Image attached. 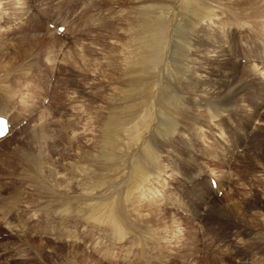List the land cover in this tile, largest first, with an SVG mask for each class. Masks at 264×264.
I'll return each mask as SVG.
<instances>
[{
    "label": "rangeland",
    "instance_id": "374dc122",
    "mask_svg": "<svg viewBox=\"0 0 264 264\" xmlns=\"http://www.w3.org/2000/svg\"><path fill=\"white\" fill-rule=\"evenodd\" d=\"M5 1L0 0V80H3V84L12 86L15 107L21 103L24 104V108L28 112L26 115H29L26 116V122L23 121L16 127L17 133L14 132L10 138L8 137L5 140L6 142L4 141L3 145H0V159L7 157L11 166L14 167L13 172L10 170L11 174L6 171V164L3 163L4 168H0V195L3 193L2 187L5 184H7V187L13 186L7 180L21 182L18 178L24 165L41 166L40 164H44L48 167L45 169L48 171L49 176V191H44L45 189L39 186L35 191H30L31 184L25 183L24 189L19 191L21 198L26 201L27 207L42 204L45 207V205H48V200L54 206L56 201L61 200L66 204L63 215L71 219V222L67 223H72L75 220L77 227L73 230H59L56 232V236H35V232L31 233L29 231L27 234L24 233L27 237L26 242L23 241V235L11 237L1 233L0 230V241L6 242L0 244V264H131L128 263V258L123 260L108 256L104 259L103 255L96 251V248L101 246L102 249L104 246L115 247L129 257L133 263L137 264H144L147 261L148 264H263L262 251H264V248L261 251L260 247L262 248L264 245V104L260 106V101H264V74H262L264 65L261 60L241 63L233 58L234 54L230 56L231 50L227 45L233 41V46L236 49L240 48L239 41L251 43L252 41L249 38L258 40L257 31L260 28L264 31V0H257L259 3L246 0L245 2L244 0L229 2L216 0L218 3L211 5L212 15L203 19L196 18L188 13L184 15L185 9L178 8L183 5L184 0H90L89 4L92 6L89 7V4L84 6V13H81L82 10L79 8L76 18L78 14L88 17L91 12L97 10L99 14L96 25L93 22V27L90 25L82 30L81 25L72 14L71 17L75 21L77 35L69 39L64 38V40L54 39L51 35L53 31L46 27L45 16L72 0H34L33 4L29 0ZM144 1L151 5L157 4L161 8V16L164 17L167 24L169 23L168 32L170 34H168L166 40V48L168 58L173 59L171 62L181 61V67L184 70L187 68V71L189 68H211V70L205 78H202L206 81L201 80L204 82L203 84H206L205 88L208 86L207 89L199 92L200 98H196L194 93L192 96L181 93L174 85L176 78H180V81L185 82L184 70L170 69L174 68L173 64L165 62L164 68L168 70L166 69L167 71L162 78L154 81V91L157 92V86L163 83L167 87L168 93L174 97H180L182 99L180 103L187 111L189 120L175 117L176 121H181V127L176 126L177 131L175 130L172 134H160L161 136H158L154 132L153 123L155 118L153 115L150 119L152 122L149 121L148 129L144 132L139 130V137L141 136L143 141L145 139L150 140V144H154L159 160H157V166L154 167H149L146 160H144V163L142 161L145 168L149 170L145 176L146 179L138 182V187L131 188L128 187L126 180L129 181L131 173L128 162H133L134 157H137V154L141 152L143 141L131 144V139H127L124 132L122 137L125 136V139H123L122 144L131 146V150L127 151L130 155L126 151V153L118 151L116 155L120 158L115 163L114 158L107 159L104 156L107 153V146L104 144V131H106V123L109 118L115 112L120 111V106L126 99L122 96H124L126 87L130 84H128L130 78H132L127 75L128 60L126 59L130 58L129 51L131 50L129 49L133 48L135 32L133 33V28V30L128 28L131 34L129 33L124 21L126 16L123 15L134 18L136 11L140 9L139 7L142 6ZM246 2L249 3L245 4ZM115 3L118 5H115ZM258 4H261V6L258 7ZM228 10H232L237 16L245 15V17L237 19L236 22L230 21ZM245 13L251 14L247 20H245ZM195 34L196 37H194ZM180 35L188 36L187 41L186 39L185 41L189 43L188 49H190V52L187 49L188 51L183 55L184 58L175 59L172 50L175 48L174 44L177 45L181 42ZM202 36L209 38L204 44L201 43ZM242 45L248 47L245 43ZM260 54L264 55V52H260ZM176 56L178 55L176 54ZM248 57L247 54L243 59H251ZM23 68H35V71H42V78H45L46 74H50V84L41 83L43 88L40 92L41 98L36 90L37 85L16 81L20 74L22 75L20 71ZM195 75L198 76V72ZM216 75L219 76L218 79V76L215 77ZM211 78L215 79L214 84L207 81ZM245 78L247 79L245 80ZM46 83L48 82L46 81ZM212 84L213 87H210ZM48 86L52 87L50 96ZM188 87L189 91L198 92V90L192 89L193 85ZM113 90L115 91L112 92ZM246 91H250L251 94H247ZM224 93L227 95H224ZM221 95L223 96L220 97ZM44 97L49 98L45 104L43 102ZM224 97H230L234 101L227 105L231 106L229 108H234L246 116L255 112L254 107L256 106L258 117H256V120L255 118L249 120L251 124L259 125L260 130L256 128L260 136L248 143L255 136L250 137L247 143L239 149L240 152H237L230 163L228 162L225 166L217 163V161L207 160L209 158L200 156L197 161L199 165L207 170L212 168L216 171L212 172L216 176H220L222 172L224 173L223 179H220L223 182L222 190L220 196L212 195L211 199L206 200L199 195L200 191L196 189L197 196L191 197V188L185 189L187 185L182 181L183 177L178 167H182V152L188 148V144L185 145V142L180 143V140L184 141L181 134L185 135L184 139L191 138L187 135L190 130H182V128L186 129L185 125L187 123L193 125L196 120L194 116L199 117L205 126H209V119L206 116L209 104L221 103L225 99ZM203 99L208 103L207 106L203 107L204 102H201ZM234 103L235 105H233ZM20 113L24 112L20 111ZM220 113L225 114L224 111ZM155 117L157 118L158 114ZM202 129L204 130L202 138L205 141L212 142V139L207 138L206 128L203 126ZM210 130L212 129L210 128ZM176 133L179 134L177 138ZM230 134L232 135V132ZM156 137L159 138L160 142L157 141ZM221 137L230 145L229 139L227 140L222 135ZM78 147L79 149H77ZM13 149L16 151H13ZM10 152L12 155L8 154ZM243 152L245 154L249 152L247 153L248 156L242 155L241 158ZM184 154H187V152ZM166 158L169 161H166ZM172 163H176L173 170H171ZM105 164L106 166H104ZM122 170L126 171L123 172ZM227 170L229 173H227ZM185 172H188V168H185ZM159 173L168 183L175 187L176 185L182 187L180 188V198L183 199V202L181 201L179 209L172 208L169 205L170 202L165 203L161 199L163 195L159 189L156 190V187L151 188L155 181L160 182L158 178H155V175H159ZM119 174L121 175L119 176ZM115 176H119V179ZM90 181L91 183H89ZM126 182L127 184H125ZM142 182L143 184H141ZM201 185L203 187L202 183ZM172 188L173 186L170 185L166 187L169 198L176 196ZM127 189L131 190L127 191ZM83 192L86 194L84 195ZM121 195L124 196L122 205L127 220L126 225L123 226L122 234L112 231L104 224H94L89 219L88 214L81 211L88 205L89 199L91 201L92 198H97L99 203L113 202ZM72 196L74 197L72 198ZM79 197L81 198L79 199ZM3 200H6L5 205L9 207H15L16 205L22 207L25 205L24 201L20 200L19 202L16 194H10ZM152 200L156 201L153 205L147 204ZM132 205H135V207L130 210L129 207ZM197 209L199 214L196 215V212L193 211ZM10 210L12 208L2 209L5 212ZM133 211L135 214H133ZM13 212L18 218L19 213L17 211L12 210L8 213L14 214ZM157 221H160V223ZM9 222L14 225L18 221ZM22 223L28 222L23 221ZM78 225L82 227L78 229ZM132 225L134 226L132 227ZM58 234H62L63 238L58 239ZM155 234H158L161 238V244L158 248L161 251V254L159 253L160 259H163V261H158L157 254L152 252V249L156 246ZM67 239L70 241H66ZM21 245L27 247L25 250L30 248L32 253L29 254L30 257L26 255L28 259H26L25 252H21ZM21 253L24 255H21ZM19 255L24 256L22 258L24 260L21 257L19 258Z\"/></svg>",
    "mask_w": 264,
    "mask_h": 264
},
{
    "label": "bare ground",
    "instance_id": "6f19581e",
    "mask_svg": "<svg viewBox=\"0 0 264 264\" xmlns=\"http://www.w3.org/2000/svg\"><path fill=\"white\" fill-rule=\"evenodd\" d=\"M7 1V0H6ZM5 1V2H6ZM28 1V0H27ZM227 2L232 1V0H226ZM246 1H253L256 3H259V1L257 0H246ZM103 2V1H102ZM129 2V1H128ZM139 2V1H138ZM245 2V0H244ZM145 3V5H144ZM144 3L142 4L141 7H139L140 9H138L135 13V17L131 18L127 17V15H123L126 16L125 18V23L128 28H131V30H133V33L135 32L134 36H133V40H134V45L132 46L133 48L129 49L131 51H129L130 53V58L126 59L128 60L127 62V75L132 77L130 78V82H128V87H126L124 96L122 97H126L125 101H123L122 105L120 106V111L115 112L107 121L106 123V131H104V144L105 146H107V153L106 155H104L107 159H113L115 163L118 161V159L120 158V156L116 155V153L119 152H127L129 150H131V146L130 145H125L122 144L123 139H125V136L122 137V134L125 132L126 134V138L127 139H131V144L133 143H138L139 141H141L143 138L140 136L139 137V130L140 131H145L146 129H148L149 126V121L152 122L151 116H153L155 118L154 120V132L155 134H157L159 136V133H162L159 130V126H163L164 128H166L167 131H171V129L173 128V130L177 131L176 126L181 127V121L179 122L175 120V117H179L182 118L183 120H189L188 119V114L187 111L182 107V103H180L182 101V99L180 97H174L173 95H171L170 93H168V89L167 87L161 83L160 85H158V89L157 92L154 91V87L155 84L154 81H156V79L162 78V76L166 73V71L168 70L167 68H164L165 66V62L169 63V64H173L174 68H170V69H174L177 71L182 69L184 70V68H182L181 66V61L178 62H171V60H173L172 58H168L169 55L167 56L168 52H167V48H166V40L168 39V34H170L168 32L169 28H168V24L166 22V20L164 19V17L161 16V8L156 4V5H151L149 4L147 1H144ZM213 3H218L216 2V0H184V3L181 7L178 8H183L185 9L184 11V15H186L185 13L191 14V16L194 17H198L199 19H203L208 17L209 15H212L213 11H212V7L211 5ZM249 2H246L245 4H247ZM117 3H115L116 5ZM12 5V4H11ZM97 5V4H96ZM101 5V4H100ZM112 5V4H111ZM118 5V4H117ZM151 5V6H150ZM7 6V5H6ZM261 4H258V7H260ZM101 7V6H100ZM257 7V10H258ZM218 8V7H217ZM226 8V7H225ZM116 9V8H115ZM182 10V9H181ZM218 10V9H217ZM261 10V9H260ZM183 11V10H182ZM225 11V10H224ZM263 11V10H262ZM114 12V11H113ZM256 12V10H255ZM118 13V12H117ZM122 13V11H121ZM116 14V13H115ZM123 14V13H122ZM246 14V19L249 18L248 16H250L251 14L245 13ZM133 15V14H130ZM228 15L230 21L236 22L237 19L241 18V17H245V15L243 16H237V14L235 12H233L232 10H228ZM114 16V15H113ZM134 16V15H133ZM214 16V15H213ZM253 16H255L253 14ZM185 17V16H184ZM190 17V16H189ZM215 17V16H214ZM225 17V16H224ZM112 18V17H110ZM117 18V17H116ZM113 19V18H112ZM184 19V18H183ZM111 20V19H110ZM114 20V19H113ZM170 20V19H167ZM196 20V19H194ZM235 20V21H234ZM29 21V20H28ZM35 21V20H34ZM112 21V20H111ZM186 21V20H184ZM183 21V22H184ZM106 22V21H105ZM194 22V21H193ZM202 22V21H200ZM199 22V24H200ZM32 23V22H31ZM242 23V22H240ZM25 24V23H24ZM196 24V23H195ZM33 25V24H32ZM36 25V24H35ZM104 25V24H103ZM198 25V24H197ZM219 25V24H217ZM238 25V24H236ZM124 26V25H123ZM184 26V25H183ZM203 26V25H202ZM36 27V26H35ZM46 27H48V25L46 24ZM133 28V29H132ZM50 29V28H49ZM105 29V28H104ZM114 29V28H113ZM178 29V28H177ZM261 29V28H260ZM258 30L256 33V36L258 37L257 41L258 44L262 45L264 42V32L263 30ZM115 30V29H114ZM112 30V31H114ZM129 30V29H128ZM127 30V31H128ZM184 30V29H183ZM124 31V30H122ZM129 33L131 34L130 30ZM183 33V31H182ZM190 33V31H189ZM176 34V33H175ZM123 35V34H122ZM178 35V34H177ZM184 35V34H183ZM193 35V34H191ZM26 36V35H25ZM171 36V35H170ZM27 37V36H26ZM129 37H131L129 35ZM179 37V36H178ZM188 37V36H187ZM187 37L185 36H181L179 37V39L181 40V42L179 44H174L175 48H173V57L176 58H182L183 55L185 54L186 51L190 49L189 48V43L186 42L187 41ZM196 37V34L195 36ZM199 37V36H198ZM39 38V37H38ZM98 38V37H96ZM102 38V37H101ZM114 39V38H113ZM186 39V41H185ZM209 38L206 36H202L201 38V43L204 44L206 40H208ZM179 40V41H180ZM129 41V40H128ZM113 42V41H112ZM126 42V41H125ZM195 42V41H193ZM120 44V43H118ZM117 44V45H118ZM133 44V43H132ZM95 45V44H94ZM93 45V46H94ZM98 45V44H97ZM128 46V45H127ZM215 46V45H214ZM168 47V46H167ZM194 47V46H193ZM201 47V46H200ZM82 48V47H81ZM122 48V47H121ZM128 48V47H127ZM196 48V47H195ZM120 49V48H119ZM188 49V50H187ZM125 50H127L125 48ZM194 50V48H193ZM223 50V49H222ZM203 52V51H202ZM213 52V51H212ZM217 52V51H216ZM77 54V53H76ZM114 54V53H113ZM128 54V55H129ZM176 54L178 56H176ZM188 54V53H187ZM190 54V53H189ZM224 54V53H223ZM116 55V54H115ZM213 55V54H212ZM67 56V55H66ZM122 56V55H121ZM125 56V54H124ZM127 56V55H126ZM186 56V55H185ZM189 56V55H188ZM198 56V54H197ZM68 57V56H67ZM129 57V56H127ZM201 57V54H200ZM199 57V58H200ZM218 57V56H217ZM126 58V57H125ZM184 58V57H183ZM188 58V57H187ZM192 58V57H191ZM249 58V57H248ZM122 59V58H121ZM124 59V58H123ZM186 59V58H185ZM194 59V58H193ZM218 59V58H217ZM7 60V59H6ZM70 60V59H69ZM181 60V59H179ZM207 60V59H206ZM63 61V60H62ZM61 61V62H62ZM68 61V60H67ZM124 61V60H122ZM195 61V60H194ZM193 61V62H194ZM197 62V61H196ZM214 62V61H213ZM216 62V60H215ZM121 63V62H120ZM191 63V62H190ZM198 63V62H197ZM212 63V62H211ZM233 63V62H232ZM9 64V63H8ZM68 64V62H67ZM66 64V65H67ZM125 64V63H124ZM195 64V63H193ZM235 64V63H234ZM237 64V62H236ZM264 65V63H262ZM10 65V64H9ZM198 65V64H197ZM205 66V64H203ZM207 65V64H206ZM225 65V64H224ZM232 65V64H231ZM12 66V65H10ZM240 66V64H239ZM126 67V65H125ZM124 67V68H125ZM188 67V66H187ZM230 67V66H229ZM254 68V67H253ZM123 69V67H122ZM167 69V70H166ZM230 69V68H229ZM233 69H234V65H233ZM251 69V68H250ZM256 69V68H255ZM209 70H211V68H204V69H197V68H189L187 71L184 70V77H186L185 82L184 81H180V78H176L175 79V83L174 85L176 86V88L183 94H187V95H193L194 93V97L196 98H200V96L198 95L199 92H203L207 89V87L205 88L206 84H203L204 82L201 80L206 81L205 78L206 74L209 73ZM231 70V69H230ZM254 70V69H251ZM260 70V69H258ZM257 70V71H258ZM262 70V68H261ZM112 71V70H111ZM110 71V72H111ZM123 72H125L124 70H122ZM180 71V72H181ZM232 71V70H231ZM230 71V72H231ZM256 71V72H257ZM120 72V71H119ZM118 72V73H119ZM123 72H121L123 74ZM198 72V76H196L195 74ZM5 73V72H4ZM200 73V75H199ZM251 73V72H250ZM258 73V72H257ZM262 73V72H261ZM126 74V73H125ZM230 74V73H229ZM264 74V70L263 73ZM117 75V74H116ZM119 75V74H118ZM173 75V74H172ZM182 75V76H183ZM235 75V74H234ZM218 75H216L215 77H217ZM253 76V75H252ZM224 77V76H223ZM120 78V77H119ZM219 78V76L217 77V79ZM124 79V78H123ZM120 79V80H123ZM216 79V80H217ZM227 79H229L227 77ZM226 79V80H227ZM234 79V78H233ZM247 78H245L246 80ZM250 79V78H249ZM264 79V78H263ZM257 80V79H256ZM210 83H213L215 81V79L211 78L210 80H207ZM5 82V81H4ZM115 82V81H114ZM195 82V84H193ZM223 82V80H222ZM254 82V81H253ZM94 83V82H93ZM112 83V82H111ZM120 83V82H119ZM126 83V82H125ZM224 83V82H223ZM227 83V82H226ZM230 83V82H229ZM228 83V84H229ZM233 83V82H232ZM95 84V83H94ZM104 84V83H103ZM122 84V83H121ZM124 84V83H123ZM173 84V83H172ZM214 84V83H213ZM213 84L210 85V87H213ZM189 85H193L192 89H196L198 90V92H193V91H189ZM216 85V84H215ZM92 86V85H91ZM87 87V86H86ZM90 87V86H89ZM84 88V87H83ZM91 88V87H90ZM122 88V87H121ZM73 89V88H72ZM231 89V88H230ZM228 89V90H230ZM117 90V89H116ZM122 90V89H121ZM115 90H113L112 92H114ZM120 91V90H119ZM118 91V92H119ZM187 91V92H186ZM227 91V90H226ZM185 92V93H184ZM229 92V91H227ZM216 93V92H215ZM74 94V93H73ZM108 94V93H106ZM112 94V93H111ZM113 95V94H112ZM122 95V94H121ZM206 95V94H205ZM224 95H227L224 93ZM85 96V95H84ZM114 96V95H113ZM223 95H221L220 97H222ZM72 97V96H71ZM70 97V98H71ZM211 97V96H209ZM217 97V96H214ZM219 97V98H220ZM119 98V97H118ZM213 99V97H211ZM225 98V97H224ZM223 98V99H224ZM229 98V99H228ZM225 98L224 100L221 101L220 104L223 105H230V103L234 102L233 99H230V97ZM45 99V97L43 98ZM217 99V98H215ZM222 99V98H221ZM238 99V98H237ZM109 101V100H108ZM200 101V99H199ZM14 90L12 89L11 85H5L3 84V80H0V116H5L9 123L10 126H12V129H15L14 132L17 133L16 131V127L19 126L23 121L26 120V115L28 112L25 110L24 108V104H20L19 106L14 105ZM104 103V102H102ZM106 103V102H105ZM104 103V104H105ZM193 103V102H192ZM236 103V102H235ZM235 103L233 105H235ZM108 104V103H107ZM264 104V101H260V106H262ZM113 105V104H112ZM103 106V105H101ZM109 106V105H108ZM199 106V105H198ZM210 106V105H209ZM255 106V104H254ZM264 106V105H263ZM256 107V106H255ZM255 112H252L251 117L250 118H255L257 116V112H256V108ZM17 108V110H16ZM263 108V107H261ZM113 109V108H112ZM90 110V109H89ZM92 110V109H91ZM20 111L24 112V113H20ZM8 112H13L11 116H8ZM86 112V111H85ZM90 112V111H89ZM95 113V112H94ZM112 113V112H111ZM43 114V113H42ZM45 114V113H44ZM90 114V113H89ZM158 114V119L155 117V115ZM41 116V115H40ZM43 116V115H42ZM95 116V114H94ZM206 116L208 119L209 118V110H206ZM24 117V118H23ZM44 117V116H43ZM87 118V116H86ZM152 118V119H154ZM258 119V118H257ZM47 120V119H46ZM212 120V118L210 119ZM62 121V120H61ZM69 121V120H68ZM79 121H81L79 119ZM78 121V122H79ZM156 121H158V123H156ZM45 122V121H44ZM150 122V124H151ZM176 122V124H174ZM215 124L217 123L216 121H213ZM88 123V122H87ZM41 124V123H40ZM39 124V125H40ZM257 124V123H256ZM33 125V124H32ZM38 125V126H39ZM43 125V124H42ZM211 127H213V125L210 123ZM209 125V126H210ZM136 126V128H135ZM207 126V127H209ZM258 130H260V128L258 127L259 125H255ZM34 127V126H33ZM43 127V126H42ZM41 127V129H42ZM77 128V127H76ZM256 128V129H257ZM88 129V127H87ZM208 129V128H207ZM213 130V128H211ZM45 130V129H44ZM149 131V130H148ZM147 131V133H148ZM12 132V131H11ZM40 132V131H39ZM164 132H166L164 130ZM168 132V133H169ZM15 133V134H16ZM34 133V132H33ZM167 133V134H168ZM69 134V133H68ZM142 134V133H141ZM222 134V133H221ZM34 135V134H31ZM156 135V136H157ZM169 135V134H168ZM71 136V135H70ZM101 136V135H100ZM153 136V135H152ZM161 136V135H160ZM163 136V135H162ZM171 137V136H170ZM221 138V136H219ZM10 138V137H9ZM35 138V137H34ZM147 138V137H146ZM155 138V137H154ZM43 139V138H42ZM77 139V138H76ZM167 139V137H166ZM222 139V138H221ZM66 140V139H65ZM83 140V139H82ZM85 140V139H84ZM146 140V139H145ZM143 141L142 143V149L141 152L137 154V157L135 156L133 162L129 161L128 164L130 165V178L129 181L128 179V187L131 188H136L138 187V182H141V180L145 181V176L147 174V170L145 168V166L143 165L144 160H146L148 162V166L149 167H154L157 166V155L156 151L154 149V144H150V140H146ZM49 141V140H48ZM69 141V140H68ZM224 141V140H223ZM6 142V141H5ZM4 141L2 143H0V145L5 143ZM76 142V141H75ZM79 142V141H77ZM85 142V141H84ZM91 142V141H90ZM93 142V141H92ZM184 142L182 140H180V143ZM101 143V142H100ZM129 143V142H128ZM79 145V144H78ZM90 145V144H89ZM67 146V144H66ZM139 146V145H138ZM64 147V146H63ZM77 147V146H76ZM85 147V146H84ZM134 147V146H133ZM132 147V148H133ZM56 149V148H54ZM79 149V147L77 148ZM110 150V151H109ZM232 150V148H231ZM13 151H16L13 149ZM12 151V152H13ZM45 151V150H44ZM57 151V150H56ZM88 151V149H87ZM95 151V150H93ZM133 151V150H132ZM234 151V150H233ZM97 152V151H96ZM125 152V153H126ZM14 153V152H13ZM21 153V152H20ZM57 153V152H56ZM101 153V152H100ZM104 153V152H103ZM129 154V152H127ZM246 152V154L243 152L241 154V158L242 155L244 156H248ZM8 154H11L8 153ZM34 154V153H33ZM62 154V153H61ZM77 154V153H76ZM102 154V153H101ZM12 155V154H11ZM43 155V154H42ZM67 155V154H66ZM72 155V154H70ZM90 156V154H88ZM130 155V154H129ZM17 156V155H16ZM78 156V155H77ZM81 156V155H80ZM93 156V155H92ZM21 157V156H20ZM87 157V156H85ZM129 157V156H128ZM28 158V157H26ZM73 158V157H72ZM81 158V157H80ZM105 158V159H106ZM24 159V158H23ZM57 159V158H56ZM87 159V158H86ZM256 159V158H255ZM27 160V159H26ZM127 160V159H126ZM210 160V159H207ZM251 160V159H250ZM17 161V159H16ZM47 161V160H46ZM55 161V160H54ZM53 161V162H54ZM110 161V160H109ZM143 161V163H142ZM10 160L6 157V158H1L0 159V168L3 167V163L4 165L6 164V171H8V173H12L14 167L11 166V164L9 163ZM19 162V161H18ZM26 162V161H25ZM38 162V161H37ZM56 162V161H55ZM103 162V161H102ZM112 162V160H111ZM21 163V162H20ZM57 163V162H56ZM65 163V162H64ZM70 163V161H69ZM106 163V162H104ZM103 163V164H104ZM114 163V164H115ZM230 163V162H229ZM247 163V162H246ZM263 163V162H262ZM41 166H36L33 164H27L24 165L21 169H22V173L20 172V176L18 178L19 181L21 182H25L26 184H31L30 185V191H35L37 189V186L41 187L42 189H45L44 191H49V187H48V171L45 168H48L47 166H45L44 164H40ZM222 165V163H221ZM259 165V164H258ZM82 166V165H81ZM84 166V165H83ZM91 166V165H90ZM101 166V165H100ZM106 166V164L104 165ZM127 166V165H126ZM223 166V165H222ZM96 167V166H95ZM103 167V166H102ZM245 168V166H243ZM4 168V167H3ZM17 168V167H16ZM15 168V169H16ZM72 168V167H71ZM92 168V167H91ZM104 168V167H103ZM125 168V167H124ZM123 168V169H124ZM128 168V167H126ZM8 169V170H7ZM12 172H11V171ZM62 170V169H61ZM65 170V169H64ZM93 170V169H92ZM123 172H125L126 170H122ZM113 172V171H112ZM120 172V171H119ZM129 172V171H128ZM162 172V171H161ZM227 173H229V171L227 170ZM118 174V173H116ZM127 174V173H126ZM129 174V173H128ZM223 172L220 173V176H217L218 179H223ZM101 175V174H100ZM121 174H119L120 176ZM229 175V174H228ZM81 176V175H80ZM118 176V177H119ZM128 176V175H127ZM126 176V177H127ZM62 177V176H61ZM115 176V178H118ZM83 178V177H82ZM94 178V177H93ZM104 178V177H103ZM61 179V178H60ZM81 179V178H80ZM91 179V178H90ZM119 179V178H118ZM68 180V179H67ZM83 180V179H82ZM86 180V179H85ZM94 180V179H93ZM99 180V179H98ZM92 181V180H91ZM91 181L89 183H91ZM221 181V180H220ZM72 182V181H71ZM95 182V181H94ZM101 182V181H100ZM100 182L98 183L100 185ZM127 182L125 184H127ZM222 182V181H221ZM108 183V181H107ZM110 183V182H109ZM121 183V182H120ZM74 184V183H73ZM76 184V182H75ZM83 184V183H82ZM113 184V183H112ZM143 184V182L141 183ZM114 185V184H113ZM86 186V185H85ZM65 187V186H64ZM71 187V186H69ZM68 187V188H69ZM74 187V186H73ZM92 187V186H91ZM90 187V189H91ZM116 187V185H115ZM76 188V187H75ZM95 188V187H94ZM100 188V187H99ZM127 188V187H126ZM125 188V190H126ZM234 188V187H233ZM89 189V188H87ZM89 189V190H90ZM101 189V188H100ZM95 190V189H94ZM112 190V189H111ZM108 190V191H111ZM131 189H127V191H129ZM77 192V191H76ZM79 192V191H78ZM77 192V193H78ZM81 192V191H80ZM87 192V191H86ZM90 192V191H89ZM88 192V194H89ZM98 192V191H97ZM65 193V192H64ZM69 193V192H68ZM76 193V196H77ZM84 193V192H83ZM92 193V191H91ZM108 193V192H107ZM128 193V192H127ZM243 193V191H242ZM75 194V193H74ZM86 193H84L85 195ZM122 194V193H121ZM132 194V193H130ZM129 194V196H130ZM233 194V192H232ZM80 195V193H79ZM97 195V194H96ZM241 195V194H240ZM109 196V195H108ZM118 196V195H117ZM116 196V197H117ZM74 196H72L73 198ZM88 197V196H87ZM91 197V196H90ZM123 195H121L116 201H107V202H97V198H92L91 201L89 199V203L88 205H86L84 207L83 210L86 214H88L89 219H91L94 224H98V225H102L104 224L105 226L109 227V229H111L112 231H115L118 234H122L123 233V226L126 225V216L124 214V207H123ZM76 198V197H75ZM81 197H79L80 199ZM83 198V197H82ZM128 198V197H127ZM126 198V199H127ZM136 198V197H135ZM134 198V199H135ZM126 199H124L126 201ZM133 199V200H134ZM140 199V198H139ZM84 200V199H83ZM74 201V200H73ZM128 201V199H127ZM153 201V202H152ZM147 202V204H152L155 203V200H152ZM77 202V201H76ZM239 202V201H238ZM242 202V200H241ZM75 203V202H74ZM85 203V202H84ZM126 203V202H125ZM240 203V202H239ZM243 203V202H242ZM76 204V203H75ZM128 204V203H127ZM133 204V203H132ZM78 205V204H77ZM138 205V204H137ZM213 205V204H212ZM242 205V204H241ZM141 206V205H140ZM149 206V205H147ZM237 206V205H236ZM240 206V205H239ZM65 207L66 204L63 203L61 200L56 201L54 203V206H52L51 202H49L48 200V205H45V210L43 213H46L47 211H56L58 213L64 214L65 212ZM146 207V206H145ZM79 208V207H78ZM242 208V207H241ZM240 208V209H241ZM70 209V208H69ZM136 209V208H135ZM214 210V209H213ZM75 211V210H74ZM138 211V210H137ZM70 212V211H69ZM250 212V211H249ZM48 213V212H47ZM73 213V212H72ZM146 213V212H145ZM252 213V211H251ZM134 214V211H133ZM137 214V213H136ZM76 215V214H75ZM78 215V214H77ZM87 216V217H88ZM77 217V216H76ZM140 217V216H139ZM262 217V216H261ZM82 218V217H81ZM141 218V217H140ZM85 219V218H84ZM88 219V220H89ZM154 219V217H153ZM83 220V219H82ZM142 220V219H141ZM152 220V219H151ZM87 221V220H86ZM23 221L21 220L20 222H17V226L19 227L18 231H22L24 230L25 234H27V232H29L32 228L29 225L30 223H22ZM151 222V221H150ZM160 223V221H157ZM156 222V223H157ZM264 222V221H263ZM148 223V222H147ZM154 223V221H153ZM152 223V224H153ZM8 225H10V223H8ZM148 225V224H147ZM95 226V225H94ZM134 225H132L133 227ZM8 228L11 229V226H7ZM158 228V227H157ZM62 230V229H61ZM155 232V231H154ZM23 235V241L26 242L27 241V237L26 235ZM111 234V233H110ZM264 234V233H263ZM64 236V235H63ZM85 236V235H84ZM62 234H58L57 238L58 239H62ZM66 237V236H65ZM75 238V237H74ZM76 240V239H75ZM62 241V240H61ZM78 241V240H77ZM81 241V240H80ZM98 241V240H97ZM22 243V242H21ZM85 243V242H84ZM29 244V243H28ZM83 244V243H81ZM98 244V243H97ZM26 245V244H25ZM24 245V247H22L23 245H21L20 247L21 252H25V256L27 255L28 257L31 250L30 248H28L27 250H25V248H27ZM30 245V244H29ZM88 245V244H87ZM86 245V246H87ZM259 245V244H258ZM29 247V246H28ZM88 247V246H87ZM256 247V246H255ZM261 248V247H260ZM37 252V251H36ZM246 252V251H245ZM248 253V252H247ZM20 254V253H19ZM21 255H24L21 253ZM223 255V254H222ZM246 255V254H244ZM26 256V257H27ZM32 256V255H31ZM133 256V255H132ZM225 256V255H224ZM12 257V256H11ZM24 258V256H20ZM28 257L26 259H28ZM18 258V257H17ZM129 258V257H128ZM24 260V259H22ZM246 260V259H245Z\"/></svg>",
    "mask_w": 264,
    "mask_h": 264
}]
</instances>
